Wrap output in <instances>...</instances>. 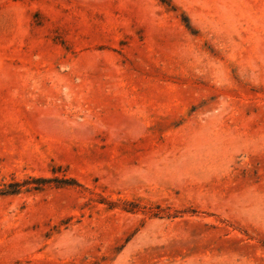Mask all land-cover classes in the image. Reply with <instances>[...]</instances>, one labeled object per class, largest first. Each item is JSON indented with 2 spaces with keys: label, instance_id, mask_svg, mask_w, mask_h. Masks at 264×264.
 Returning <instances> with one entry per match:
<instances>
[{
  "label": "rangeland",
  "instance_id": "obj_1",
  "mask_svg": "<svg viewBox=\"0 0 264 264\" xmlns=\"http://www.w3.org/2000/svg\"><path fill=\"white\" fill-rule=\"evenodd\" d=\"M0 264H264V0H0Z\"/></svg>",
  "mask_w": 264,
  "mask_h": 264
}]
</instances>
